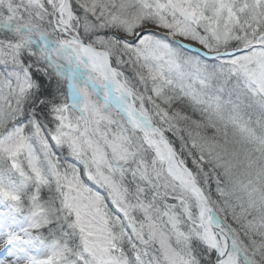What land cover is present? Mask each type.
<instances>
[{
  "label": "snow or ice",
  "instance_id": "obj_1",
  "mask_svg": "<svg viewBox=\"0 0 264 264\" xmlns=\"http://www.w3.org/2000/svg\"><path fill=\"white\" fill-rule=\"evenodd\" d=\"M0 264H264V0H0Z\"/></svg>",
  "mask_w": 264,
  "mask_h": 264
}]
</instances>
